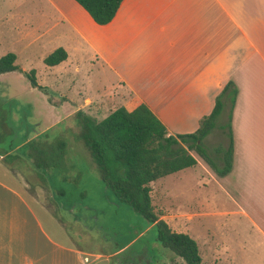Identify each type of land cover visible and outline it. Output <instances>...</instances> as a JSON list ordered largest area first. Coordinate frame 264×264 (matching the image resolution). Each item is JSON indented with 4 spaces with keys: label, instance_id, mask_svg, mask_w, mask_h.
<instances>
[{
    "label": "crops",
    "instance_id": "crops-1",
    "mask_svg": "<svg viewBox=\"0 0 264 264\" xmlns=\"http://www.w3.org/2000/svg\"><path fill=\"white\" fill-rule=\"evenodd\" d=\"M27 1L31 4L25 29L27 46L42 44L50 53L64 51L65 60L47 68L60 74L72 71L80 81L77 96H92L98 103L89 111L81 99L79 108L92 116L107 112L100 120L121 106L142 103L169 135L190 134L211 112L227 83L233 85L230 172L218 178L192 153L196 164L186 169L200 168L209 178L219 179L233 207L221 214L249 225L256 246L264 247V0H123L105 26L94 24L73 0ZM91 79L96 81L94 87ZM227 112L228 103L223 102L215 128L224 137L226 131L221 127L227 122ZM223 115L225 122L218 124ZM35 136H25L15 149ZM65 165L72 176V164ZM16 175L0 157V264H68L69 254L76 256L78 264L87 263L81 257L83 250L53 243L45 233H32L40 241L39 251L23 249L27 234L20 233L19 207L26 206ZM29 219L42 232L36 217L30 215ZM152 227L144 224L120 250L95 256L120 258L136 240L153 237ZM101 241L108 245L106 239ZM256 250L264 253L262 248Z\"/></svg>",
    "mask_w": 264,
    "mask_h": 264
},
{
    "label": "rangeland",
    "instance_id": "rangeland-1",
    "mask_svg": "<svg viewBox=\"0 0 264 264\" xmlns=\"http://www.w3.org/2000/svg\"><path fill=\"white\" fill-rule=\"evenodd\" d=\"M30 7L27 0H0V57L13 53L17 68L0 74V117L3 112L9 113L6 119L9 124L0 126V132L3 131L0 133V150L17 145L25 136L36 135L30 143H44L43 149L62 143V160L71 163L75 172L69 176L66 168L34 170L27 166V159H23L21 165L17 160L12 161L10 167L19 177L14 179L26 206L21 204L19 207L20 233L27 234L23 249L39 251L40 241L34 239L32 233H45L53 243L83 250L85 254L81 257L87 258L84 264H182L149 235L133 243L132 247L138 250L132 251V256H95L131 242L145 223L127 207L109 204L113 203V198L104 188L89 153L78 140L76 117L79 111L100 121L107 112L92 116L81 110L79 103L84 95L77 96L75 91L80 81L72 71L60 74L54 68L45 67L42 60L50 53L49 48L42 44L27 46L25 29ZM30 70L34 71L36 84L42 90L31 87L24 77L23 74ZM91 73L94 75L95 71ZM91 82L94 87L96 81L91 79ZM93 99L92 96L82 99L89 111L98 105ZM224 122L225 115L218 124ZM203 144L211 152L217 147L225 148L226 139L223 132L215 128ZM18 152L25 154L26 147ZM219 182V179L209 178L200 168L186 169L157 180L150 184L153 212L160 215L159 219L163 217L170 231L185 234L195 242L201 264H264V253L257 254L256 250H264V247L256 246L249 225L234 216L221 214L233 207ZM81 214V219L77 218ZM186 214L193 217L189 220ZM30 215L36 217L42 232L34 227ZM99 238L106 239L108 245H103ZM242 244L244 247L241 248ZM225 246L227 252H221ZM76 259L69 254L67 263L78 264Z\"/></svg>",
    "mask_w": 264,
    "mask_h": 264
},
{
    "label": "trees",
    "instance_id": "trees-1",
    "mask_svg": "<svg viewBox=\"0 0 264 264\" xmlns=\"http://www.w3.org/2000/svg\"><path fill=\"white\" fill-rule=\"evenodd\" d=\"M73 1L85 11L94 24L105 26L114 18L123 0ZM65 58L64 51L56 49L47 55L42 63L46 67H53ZM14 61L15 56L12 53L1 56L0 74L15 71L17 68ZM23 75L31 87L42 90L36 84L33 70ZM234 99L235 89L231 83H227L215 98L211 112L200 119L197 129L190 134L169 135L163 124L142 103L131 102L121 106L100 121H95L79 111L76 113L79 127L78 140L89 153L91 163L104 188L113 198L114 206H125L140 216L146 226L153 225L152 238L182 264H201L197 246L187 235L170 231L159 219L160 215L153 212L149 196L150 184L193 167L196 162L191 153L195 154L218 178L230 172L232 164L230 119ZM223 102L228 103L227 122L221 127L226 131L227 145L225 148L217 147L209 152L203 140L216 127ZM8 114L2 113L0 126L9 124V120L6 122ZM0 133L2 134L3 131ZM24 141L25 137L17 145H10L5 151L0 150L1 161L5 166L12 169L13 167H10L12 161L17 160L21 165L23 159H27V166L34 170L66 168L61 157L62 143L56 144L53 148L43 149L44 143L35 144L29 141L15 149ZM24 146L26 153L18 152ZM43 178L42 176V180ZM125 245H121L113 252ZM133 245L126 249V253L120 255L121 258L132 256V251L138 250L134 249Z\"/></svg>",
    "mask_w": 264,
    "mask_h": 264
},
{
    "label": "flooded vegetation",
    "instance_id": "flooded-vegetation-1",
    "mask_svg": "<svg viewBox=\"0 0 264 264\" xmlns=\"http://www.w3.org/2000/svg\"><path fill=\"white\" fill-rule=\"evenodd\" d=\"M131 263V262H130Z\"/></svg>",
    "mask_w": 264,
    "mask_h": 264
}]
</instances>
